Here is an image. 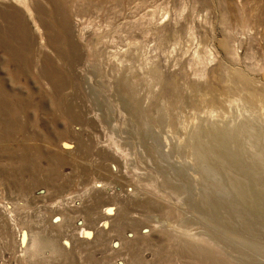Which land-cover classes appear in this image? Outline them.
I'll return each instance as SVG.
<instances>
[{
    "label": "rangeland",
    "instance_id": "1",
    "mask_svg": "<svg viewBox=\"0 0 264 264\" xmlns=\"http://www.w3.org/2000/svg\"><path fill=\"white\" fill-rule=\"evenodd\" d=\"M0 264H264V0H0Z\"/></svg>",
    "mask_w": 264,
    "mask_h": 264
},
{
    "label": "bare ground",
    "instance_id": "2",
    "mask_svg": "<svg viewBox=\"0 0 264 264\" xmlns=\"http://www.w3.org/2000/svg\"><path fill=\"white\" fill-rule=\"evenodd\" d=\"M37 12L40 13L39 11H37ZM19 20H17V23L15 25H12L11 23H9V21H7V18H6V20L4 21L5 30L7 29L6 32L10 33V34H15V35L16 34H22V36L24 33H27V31L25 30V27H24L25 26L24 23H22L21 20L20 21ZM3 34H5V33H1V35H3Z\"/></svg>",
    "mask_w": 264,
    "mask_h": 264
}]
</instances>
